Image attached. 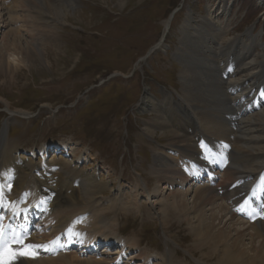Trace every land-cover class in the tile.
Here are the masks:
<instances>
[{
  "label": "rangeland",
  "instance_id": "obj_1",
  "mask_svg": "<svg viewBox=\"0 0 264 264\" xmlns=\"http://www.w3.org/2000/svg\"><path fill=\"white\" fill-rule=\"evenodd\" d=\"M46 1L51 11L60 6L65 17L55 23L50 36H46L39 45L43 51V63L37 60L26 62L19 52H16V56L20 62L15 69L6 54L2 61L0 150L5 145L22 162L50 166L51 173L45 174L51 177L55 190L58 189L50 202L54 203L59 195L60 198L66 195L67 199L58 203L64 211L70 209L75 198L83 195L82 185L87 176H94L97 183L101 180L106 184L107 188L102 192L99 184L96 190L90 188L88 195L92 197V206L88 204L83 208L86 209L84 212L74 210L67 215L71 216L69 222L76 223L75 228L71 226L75 231L87 234L91 228L84 226L80 219L103 210L104 230L100 228L98 238L90 246L91 249L96 244L94 252H98V256L95 254L97 258L99 253H110L112 257H117L124 252L117 262L120 264L126 257L141 250L151 261L148 264L163 261L165 264H216L215 259L209 262L202 260L201 252L195 246L194 234L189 224L181 219L178 210L168 207L165 211L167 215L162 213L160 217L158 211L164 202L159 205L151 203L153 200L156 203V198L160 197L159 194L153 195L157 182L151 173L152 147L155 146L154 141L161 145L167 141L159 135L153 137L154 141L144 135L143 123L150 116L139 104L147 95L161 98L167 92L176 99L181 95L183 65L180 52L187 46L194 48L195 42L200 43L202 39H205L206 45H213L207 43V39L215 36L214 28L206 23L205 18L228 26L226 35L231 38L245 37L249 31L258 38L259 43L264 44V2ZM5 5L6 10H10V0H6ZM173 10L175 13L164 40L149 53L159 42L164 22ZM26 36L22 31L20 42L24 46L32 42ZM243 183L240 185L242 189ZM197 185L198 182L193 187ZM36 188L31 190L30 202L18 203L17 218L24 222L25 215L21 212L24 210L32 223L29 227L35 234L32 237L40 242L35 238L40 213L32 205L38 192ZM135 189L139 193V207L129 201ZM193 195V190L185 195L190 210H193L195 203ZM115 199H118V203ZM80 204L75 206L81 208ZM8 212V207L1 210L2 217L9 216L11 212ZM188 215L192 218L195 213L192 211ZM192 219L195 223V219ZM222 220H225L224 217ZM47 231L49 233L51 230L47 228ZM60 233H55V237H60ZM66 237H61L59 243H63ZM105 237L109 238L104 240ZM123 240L132 241L134 245H123ZM58 247L55 254L62 251V245ZM30 250L35 249L28 248ZM47 252H44V256H47ZM30 254L28 259L35 260L34 255Z\"/></svg>",
  "mask_w": 264,
  "mask_h": 264
},
{
  "label": "bare ground",
  "instance_id": "obj_2",
  "mask_svg": "<svg viewBox=\"0 0 264 264\" xmlns=\"http://www.w3.org/2000/svg\"><path fill=\"white\" fill-rule=\"evenodd\" d=\"M5 4L6 0H0V73L5 54L14 63V69L20 62L16 52L21 53L26 62L37 60L43 63V51L39 45L50 36L55 23L64 20V11L60 6L51 11L46 0H10V10H6ZM205 21L214 28L215 36L207 39V43L213 45H206L202 39L200 43L195 42L194 48L186 44L187 47L180 52L183 65L181 95L177 99L167 92L161 98L147 95L139 104L150 116L143 123L144 135L152 140L159 135L167 141L161 145L153 140L151 173L157 182L153 195L159 194L160 197L156 198V203L154 200L151 203L159 205L164 202L158 211L160 217L168 207L179 211L181 219L189 224L194 234L195 246L204 262L215 259L216 264H264V44L249 31L245 37L231 38L226 35L228 26L211 22L208 18ZM169 26L170 22L166 20L164 32ZM22 31L32 41L26 46L20 42ZM3 148L0 150V200L4 198V202L6 200L15 208L21 201L30 202L31 190L37 187L33 205L40 213L41 227L35 232V238L40 242L49 240L48 244L39 245V249L49 254L33 261L28 259L31 255L28 248L35 249L32 244H39V241L27 234L30 224L26 219L24 226L20 223L15 226V233L16 228H22L21 243L5 253L0 251V264H117L124 252L117 257L99 253L97 258L98 252L90 249L100 228L104 230L103 210L80 219L84 226L91 228L87 234L75 231L76 223L69 222L71 216H67L74 210L84 212L86 209L83 208L88 204L92 206L90 188L95 189L99 184L102 192L107 188L106 184L101 180L97 183L89 174L82 185L83 195L74 199L70 211H64L59 204L66 195L65 198L59 195L57 200L53 198L54 203L50 202L58 190L53 187L51 177L45 174H50L52 168L22 162L16 159L11 148H5V145ZM196 182L199 185L193 187ZM242 182L243 189L240 188ZM191 190L195 198L193 206L190 205L193 210L185 199ZM135 191L129 201L139 207V193ZM142 193L144 195V191ZM115 200L118 203V199ZM246 201L261 205L258 219L250 224L247 221L251 220L250 212L242 211ZM77 203L82 204L81 208L75 206ZM192 211L195 223L188 217ZM47 228L51 230L49 233ZM56 232L67 236L62 244L58 243L59 240L54 241ZM72 244V247H79V254L68 251ZM59 245L66 246V250L55 254ZM123 245L131 247L134 244L123 240ZM88 253L89 257H84ZM146 256L139 250L120 264H148L151 261Z\"/></svg>",
  "mask_w": 264,
  "mask_h": 264
},
{
  "label": "snow or ice",
  "instance_id": "obj_3",
  "mask_svg": "<svg viewBox=\"0 0 264 264\" xmlns=\"http://www.w3.org/2000/svg\"><path fill=\"white\" fill-rule=\"evenodd\" d=\"M203 146V145H202Z\"/></svg>",
  "mask_w": 264,
  "mask_h": 264
}]
</instances>
